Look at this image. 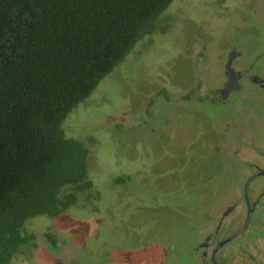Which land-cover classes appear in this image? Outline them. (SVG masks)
Returning <instances> with one entry per match:
<instances>
[{
  "label": "rangeland",
  "instance_id": "rangeland-1",
  "mask_svg": "<svg viewBox=\"0 0 264 264\" xmlns=\"http://www.w3.org/2000/svg\"><path fill=\"white\" fill-rule=\"evenodd\" d=\"M232 48L234 66L264 80V0H173L63 122L89 149L92 188L59 215L29 218L33 240L9 264H199L212 226L235 218L244 179L264 164V89L245 78L212 102ZM237 242L241 257L224 264L252 259L244 238L226 247Z\"/></svg>",
  "mask_w": 264,
  "mask_h": 264
},
{
  "label": "trees",
  "instance_id": "trees-1",
  "mask_svg": "<svg viewBox=\"0 0 264 264\" xmlns=\"http://www.w3.org/2000/svg\"><path fill=\"white\" fill-rule=\"evenodd\" d=\"M173 0H0V264L93 186L68 114L146 36ZM87 195V194H86Z\"/></svg>",
  "mask_w": 264,
  "mask_h": 264
},
{
  "label": "flooded vegetation",
  "instance_id": "flooded-vegetation-1",
  "mask_svg": "<svg viewBox=\"0 0 264 264\" xmlns=\"http://www.w3.org/2000/svg\"><path fill=\"white\" fill-rule=\"evenodd\" d=\"M236 50V48H232L225 55L224 81L214 89L217 92V100L215 94L212 96L214 104L227 103L231 98L232 94H229L231 91H240L244 88L243 80L245 78L247 81L256 82L259 87L264 89V80L261 76L252 74L248 77L242 67L234 66L239 56ZM260 155V161L264 162L263 150H261ZM254 166L256 169L244 179L243 196L236 202L240 206L234 215L235 218L231 222L223 221L228 213L227 211L224 212L220 216L222 221L216 222L212 226V229H215L214 233L206 236V240L201 246L207 249V252H204L202 256L203 262H206L209 257L215 260L217 256V259L219 257L221 259L218 260L219 263L215 264H224L226 253L239 255L240 250L238 249L242 248L238 242L236 250H233L232 247H226V245L234 239L244 238L246 243L244 251L248 256H252V259H248L247 262L238 261L237 264H264V164H254ZM233 207L234 204L229 207L228 211L232 210ZM227 227L226 233L220 236L219 231Z\"/></svg>",
  "mask_w": 264,
  "mask_h": 264
},
{
  "label": "crops",
  "instance_id": "crops-1",
  "mask_svg": "<svg viewBox=\"0 0 264 264\" xmlns=\"http://www.w3.org/2000/svg\"><path fill=\"white\" fill-rule=\"evenodd\" d=\"M200 262H202V263H203V261H202V258L200 259V261H199V264H200Z\"/></svg>",
  "mask_w": 264,
  "mask_h": 264
}]
</instances>
